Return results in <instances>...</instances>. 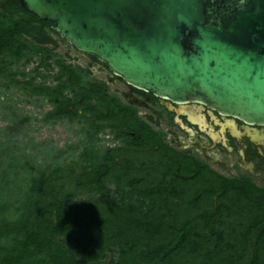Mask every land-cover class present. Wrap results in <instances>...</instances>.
<instances>
[{
  "label": "trees",
  "instance_id": "1",
  "mask_svg": "<svg viewBox=\"0 0 264 264\" xmlns=\"http://www.w3.org/2000/svg\"><path fill=\"white\" fill-rule=\"evenodd\" d=\"M18 10L0 17V120H8L0 127V264H264V189L228 181L215 208L195 185L141 181L135 168L100 158L76 173L72 144L30 134L40 118L16 102L51 103L46 123L72 119V83L85 89V79L55 46L37 43L49 23ZM37 56L45 72L27 71ZM17 93L24 97L13 102ZM81 191L92 195L78 198ZM188 199L200 211L194 219L176 213Z\"/></svg>",
  "mask_w": 264,
  "mask_h": 264
},
{
  "label": "water",
  "instance_id": "2",
  "mask_svg": "<svg viewBox=\"0 0 264 264\" xmlns=\"http://www.w3.org/2000/svg\"><path fill=\"white\" fill-rule=\"evenodd\" d=\"M127 83L264 124V0H19Z\"/></svg>",
  "mask_w": 264,
  "mask_h": 264
},
{
  "label": "flooded vegetation",
  "instance_id": "3",
  "mask_svg": "<svg viewBox=\"0 0 264 264\" xmlns=\"http://www.w3.org/2000/svg\"><path fill=\"white\" fill-rule=\"evenodd\" d=\"M18 8L19 14L31 13L22 9L19 0H0V17L6 19ZM47 22V40L42 30L36 40L55 46L57 52L52 34L62 37ZM75 50L89 60L86 66L72 61L85 79V89L72 83V119L46 123L41 119L53 105L46 102L35 107L42 125L70 124L75 140L67 143L72 144V156H85L88 165L100 158L113 168L133 167L142 175L141 181L160 178L172 185L177 179L195 185L197 196L212 200L215 208L221 205L226 193L223 184L228 181L264 189V124L222 113L206 102L160 97L127 83L93 55ZM39 65L37 56L26 70ZM96 66L105 77L93 73ZM39 68L46 70L43 65ZM58 70L56 66L51 72ZM51 83L48 79L47 84ZM158 139L162 144H157Z\"/></svg>",
  "mask_w": 264,
  "mask_h": 264
},
{
  "label": "rangeland",
  "instance_id": "4",
  "mask_svg": "<svg viewBox=\"0 0 264 264\" xmlns=\"http://www.w3.org/2000/svg\"><path fill=\"white\" fill-rule=\"evenodd\" d=\"M52 38L57 40L58 47H57V52H59L61 55H63L68 62H79L86 66L88 63V57L85 55L81 54L80 52L76 51L75 48L72 47L71 44H69L66 41H63L62 39H59L57 34H52ZM93 73L97 74L99 77H105L106 74L103 71H98V67L93 68ZM24 96L21 95L19 97V94L13 95V102L18 101L20 98H23ZM18 108L22 109L23 112L25 113H32L33 115H41L38 109L35 108V106H32L31 104L25 103L23 101H18L16 102ZM6 124H8V120H0V127L3 128ZM30 134L35 136L37 140H52L54 141V145L56 146H63L67 142L72 143L74 141V137L72 136V127L70 124L66 121L64 122H58L55 125H42L40 121L36 122L34 129L30 131ZM19 139H24L22 136H19ZM97 151H101V148L96 149ZM66 157H63V161ZM69 161L72 160V168H75L76 173H80V168L82 165H87L88 160L85 158L83 155H78L76 154L75 156H72V158H67ZM108 186L110 189H112L114 192L116 190V187L118 183L116 182L115 178L111 175L108 177ZM92 194L86 192V191H81L80 194L78 195V198L81 199H87L91 196ZM114 196L117 197L116 192L113 193ZM180 206L178 208V211L176 213L182 214V216L189 218V219H194L197 217V215L200 213L199 210L195 209L193 206H191L190 199L184 200L179 202ZM172 218V217H171ZM173 219V218H172ZM231 225L236 224V221L234 218L227 219Z\"/></svg>",
  "mask_w": 264,
  "mask_h": 264
}]
</instances>
